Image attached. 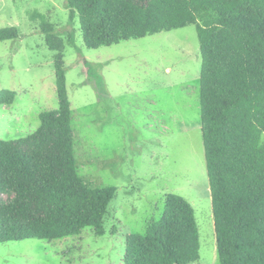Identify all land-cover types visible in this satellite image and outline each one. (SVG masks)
<instances>
[{"label":"trees","instance_id":"16d2710c","mask_svg":"<svg viewBox=\"0 0 264 264\" xmlns=\"http://www.w3.org/2000/svg\"><path fill=\"white\" fill-rule=\"evenodd\" d=\"M67 3L88 48L196 25L219 264H264V0ZM41 26L55 51L59 108L40 112L41 125L30 135L0 139V242L53 240L88 226L104 235L103 220L117 194L116 186L90 187L79 175L65 45L54 26L45 20ZM17 37L16 27L0 28V41ZM14 95L1 92L0 103L12 102ZM200 247L194 207L184 196L167 193L161 217L148 221L146 233L127 235L123 264H192L200 260Z\"/></svg>","mask_w":264,"mask_h":264},{"label":"rangeland","instance_id":"374dc122","mask_svg":"<svg viewBox=\"0 0 264 264\" xmlns=\"http://www.w3.org/2000/svg\"><path fill=\"white\" fill-rule=\"evenodd\" d=\"M42 20L65 45L79 175L90 187L116 186L117 194L104 235L88 226L53 240L0 242V264H123L127 235L146 233L148 221L161 217L167 193L194 207L201 243L195 264H219L196 25L88 48L67 0H0V28L18 30L17 38L0 41V93L15 92L12 102L0 103V139L30 135L41 125L40 112L59 108L55 51Z\"/></svg>","mask_w":264,"mask_h":264},{"label":"built area","instance_id":"2783aa9c","mask_svg":"<svg viewBox=\"0 0 264 264\" xmlns=\"http://www.w3.org/2000/svg\"><path fill=\"white\" fill-rule=\"evenodd\" d=\"M193 264H195V263H193Z\"/></svg>","mask_w":264,"mask_h":264}]
</instances>
